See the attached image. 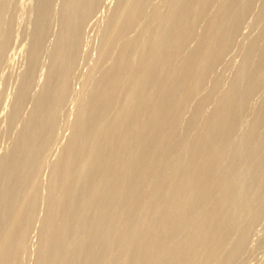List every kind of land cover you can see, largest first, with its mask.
<instances>
[{"label": "bare ground", "instance_id": "bare-ground-1", "mask_svg": "<svg viewBox=\"0 0 264 264\" xmlns=\"http://www.w3.org/2000/svg\"><path fill=\"white\" fill-rule=\"evenodd\" d=\"M14 1L1 4V71L17 42ZM56 1L29 8L28 64L6 120L21 127L0 154V264L24 263L36 221L34 264H245L264 221V0H117L106 9L99 60L42 195L83 27L108 7ZM249 16L257 33L239 42ZM236 48L240 61L225 60ZM220 67L232 71L227 81Z\"/></svg>", "mask_w": 264, "mask_h": 264}, {"label": "rangeland", "instance_id": "rangeland-1", "mask_svg": "<svg viewBox=\"0 0 264 264\" xmlns=\"http://www.w3.org/2000/svg\"><path fill=\"white\" fill-rule=\"evenodd\" d=\"M16 1H18V0H15L14 1V3H12V6H11V15L14 17V35H13V39H12V42L13 41H17V42H14V43H12L11 45H10V47H9V51L10 52H8V53H6V59H5V62H7V63H5L4 65H6L5 67L3 66L2 68H3V71H1V69H0V72L2 73V72H5V73H0V78L2 79H0V81H2V82H0V116H1V118H0V154H4V152H5V149L6 148H8V147H10L11 146V142H12V140H10V139H12L11 137H13V136H15V135H13V134H16L17 132H18V130L20 129L19 127H21V124H19L18 125V123H17V125H15L12 129H8L9 128V126H8V118H7V116L9 115L8 113H10V111H11V109H12V105H9L10 104V102H12V103H14V100H15V96H16V93H17V91H18V88H19V84H20V82H19V79H20V75L21 74H23L24 72V69L26 70V68H27V66H26V63L28 64V58H27V56H28V52L26 53V51H28L29 50V47H30V42H29V39L30 38H28L29 37V35L27 34L28 32L30 33V31H31V29H32V24H33V18H34V16H32V10H30L29 8H31V4L34 6V2L32 3V1H34V0H19L18 1V4H17V2ZM116 1L117 0H106V2H107V4H106V6L105 7H107V8H102V9H100L99 10V12H97V13H95V15H93V19L91 20H89L85 25H84V27H83V30H82V34L83 35H81V44H80V50H79V54H78V58H77V62H76V65H75V69H77V70H73V72H72V75H71V78H70V88H71V92H72V94H71V92H70V95L68 96V98H67V100H66V102H65V105L61 108V111H60V113H59V116H58V121H57V128H59L58 130H57V128H56V130H57V133H56V135L58 136V138H56L55 139V141H54V143H53V147L51 146V150H49V152L50 153H47V155H46V157H45V160H44V162H43V164H42V169H40V178H42L40 181H41V183L44 185V184H47V181L49 180V178H47V177H49V175H50V166H51V164H52V161L55 159V157L57 158V154L59 155V152L61 151L60 149L61 148H63L64 147V145L67 143V141H68V139H67V137H69V135L71 134V131H69V130H71L70 128V126L72 125V123H73V121H74V119L73 118H75V112H76V108H77V106H76V108H75V105L77 104V102H78V99L77 98H80L79 97V93H84V89H85V78L88 76V74H90V73H92V72H94L93 71V69H94V65L96 64V61H98L99 59H97V58H99V54H100V45L102 44V41H101V30L106 26L105 25V23L107 22V15H109L110 13H109V11H107V10H111L112 11V9L115 7V3H116ZM2 2V3H1ZM28 2V3H27ZM31 2V3H30ZM1 4H3V0H0V15H2L3 14V12H4V10L2 11V7H3V5H2V7H1ZM15 4V5H14ZM59 4H60V0H57L56 1V3H55V7L58 9L59 8ZM110 5V6H109ZM15 7V8H14ZM110 7H112V9L110 8ZM109 8V9H108ZM107 9V10H106ZM19 10H20V12H19ZM25 10V11H24ZM14 11V12H13ZM21 11H24L23 13L21 12ZM27 11H31V13H30V15L32 16H30L28 13H27ZM102 12V13H101ZM106 12H108V13H106ZM18 14V15H17ZM28 14V15H27ZM16 15V16H15ZM34 15V14H33ZM104 15V16H103ZM20 16V17H19ZM28 16H30V17H28ZM250 18H248L247 19V22H246V24L243 26V28H242V34L240 35V40H239V38H238V40H239V42H246L247 40H245V39H247V37H245V36H247L248 35V33L250 34V33H253L252 35L254 36L255 35V33H254V31L256 32L257 30L255 29V27L253 28L252 27V23H253V18H252V16H249ZM106 19V20H105ZM24 20V21H23ZM94 20H96V21H94ZM16 21V22H15ZM30 21L32 22V23H30ZM92 21V22H91ZM56 22V21H55ZM100 23V24H99ZM250 23V24H249ZM54 25H52V33H51V35H50V37H49V39L47 40V42H46V45H47V47L49 48V47H51L52 45H51V41H55V36H54V33H56L57 31H58V23L56 22V23H53ZM90 24V25H89ZM88 25V26H87ZM100 26L99 28H98V26ZM247 25V26H246ZM15 26H16V28H15ZM54 26V27H53ZM92 27V28H91ZM250 27H251V29H250ZM29 28H30V31H28L29 30ZM102 28V29H101ZM253 28V29H252ZM15 29H17L16 30V32H15ZM99 29V30H98ZM255 29V30H254ZM53 30H54V32H53ZM243 30H245V32L243 31ZM253 32H252V31ZM28 31V32H27ZM247 31H249V32H247ZM99 32V33H98ZM243 32H244V34H243ZM257 33V32H256ZM28 35V36H27ZM244 35V36H243ZM252 35L251 36H248V38L249 37H252ZM19 38H17V37ZM93 36V37H92ZM14 37H16L15 39H14ZM245 37V38H244ZM28 38V39H27ZM242 38H244V40L242 41L241 39ZM26 39V40H25ZM54 39V40H53ZM84 39V40H83ZM85 41V42H84ZM27 42V43H26ZM20 43V44H19ZM29 43V44H28ZM54 43V42H53ZM14 44V45H13ZM93 44V45H92ZM48 45H51V46H48ZM84 46H86V47H84ZM18 47V48H17ZM90 48V49H89ZM234 49V48H233ZM232 49V52H234V50ZM21 50V51H20ZM82 50H84V51H82ZM238 51V49L236 48L235 49V52L234 53H236L237 51ZM89 51V52H88ZM92 51V52H91ZM232 52H230L231 54H232ZM25 53V54H24ZM80 53H81V55H80ZM97 53V54H96ZM10 54V55H9ZM14 54V55H13ZM46 54H48V53H46ZM237 54V55H236ZM236 54H233L234 55V57H232L233 55H227V57H226V59L225 60H228V62H230L231 60H232V62L231 63H234L235 64V62L237 61V62H239L238 61V59H240L241 57H240V53L239 52H237ZM239 54V55H238ZM45 54H43L42 56L44 57V58H41V61L43 62L44 61V63L43 64H40V69H38V74H37V77L39 78V79H37V81H38V84L40 85V83H43L44 82V75H45V77H46V72H47V65H48V63L47 62H49V61H47V59H48V57H45L44 56ZM88 55V56H87ZM11 56V57H10ZM48 56V55H47ZM81 56V57H80ZM87 56V57H86ZM91 56V57H90ZM235 57H236V59H235ZM10 58V59H9ZM47 58V59H46ZM7 59H8V61H7ZM43 59V60H42ZM84 59V60H83ZM229 59H230V61H229ZM27 60V61H26ZM47 61V62H46ZM46 62V63H45ZM84 62V63H83ZM80 63V64H79ZM230 63V64H231ZM45 64H47V65H45ZM238 64V63H237ZM236 64V65H237ZM232 66H234L233 64H231ZM21 66V67H20ZM19 67V68H18ZM25 67V68H24ZM45 67V68H44ZM87 67V68H86ZM4 68H5V70H4ZM23 68V69H22ZM19 69V70H18ZM79 69V70H78ZM90 69L92 70V71H90ZM222 69V70H221ZM95 70V69H94ZM219 70L221 71V72H225L226 71V73H225V78H226V76L228 75V73H229V75L227 76V78H229L230 77V75H232V71H231V69L229 70V71H231V74H230V72H227V70H225V71H223L224 70V68H222V67H220L219 68ZM20 71V72H19ZM40 71V72H39ZM84 71H85V73H84ZM78 72H80V73H78ZM90 72V73H89ZM82 73V74H81ZM88 73V74H87ZM96 73V72H95ZM85 75V76H84ZM97 76H98V73L96 74ZM83 77V78H82ZM227 78H226V81H227ZM8 81V82H7ZM21 81V80H20ZM37 81H36V84H35V86H34V88H33V92L35 91H37L38 89H39V85L37 84ZM18 82H19V84H18ZM2 83V84H1ZM15 84V85H14ZM38 85V86H37ZM78 85V86H77ZM36 86H37V88H36ZM80 86V87H79ZM82 87V88H81ZM36 88V89H35ZM75 88V89H74ZM81 90H80V89ZM84 88V89H83ZM75 91H74V90ZM78 89V90H77ZM34 92V93H35ZM75 92V93H74ZM78 92V93H77ZM15 93V94H14ZM33 93V94H34ZM8 94V95H7ZM75 95V96H72V95ZM78 94V97L76 96ZM81 94V95H82ZM14 95V96H13ZM10 96V97H9ZM77 99V100H76ZM257 100V99H256ZM75 101V102H74ZM3 102V103H2ZM74 102V103H73ZM29 103H31V102H28V103H26V105H25V107H24V109H23V111L25 112H23V114H24V116L25 115H27V114H29L28 113V109H32V103H31V105L29 104ZM67 103V104H66ZM69 105V106H68ZM71 105V106H70ZM11 106V108H9ZM31 106V107H30ZM65 106H67V107H65ZM6 107V108H5ZM65 107V108H64ZM26 108V109H25ZM69 110H68V109ZM63 110V111H62ZM72 112H71V111ZM4 112V113H3ZM30 112V111H29ZM3 113V114H2ZM27 113V114H26ZM62 113V114H61ZM64 113V114H63ZM8 114V115H7ZM23 114H22V116H23ZM6 116V117H5ZM23 116V117H24ZM26 117V116H25ZM67 119V120H66ZM7 120V121H6ZM69 120V121H68ZM66 121V122H65ZM6 122H7V124H6ZM60 122V123H59ZM62 122V123H61ZM19 123H21V122H19ZM67 123H69V124H67ZM68 125V126H65V125ZM61 126V127H60ZM2 127V128H1ZM8 127V128H7ZM66 129V130H65ZM68 129V130H67ZM12 131H15L14 133H12ZM58 132H59V134H58ZM5 133H7V136H5L6 134ZM70 133V134H69ZM62 134V135H61ZM67 134H69V135H67ZM60 135V136H59ZM8 136H11V137H8ZM10 138V139H9ZM14 138V137H13ZM61 138V139H60ZM66 140V141H65ZM11 141V142H10ZM59 143V144H58ZM61 143V144H60ZM8 144H10V145H8ZM55 144H56V146H55ZM57 144L59 145V146H57ZM62 144H63V146H62ZM55 147V148H54ZM59 147V148H58ZM54 148V149H53ZM9 149V148H8ZM8 149H6V150H8ZM3 152V153H2ZM52 153V154H51ZM50 154V155H49ZM52 155V159H51V156ZM1 156V155H0ZM45 161H46V163H45ZM55 161V160H54ZM49 162V163H48ZM51 162V163H50ZM47 169H46V168ZM45 168V169H44ZM45 170V171H44ZM47 170V171H46ZM42 172V173H41ZM41 176H43V177H41ZM44 178V179H43ZM47 178V179H46ZM45 180V181H44ZM47 180V181H46ZM43 188H44V190H43ZM43 188H42V195L44 194L45 195V193H46V191H45V185L43 186ZM45 203H44V201L40 204V208H39V211H38V216H39V218H41L42 217V215H43V212H44V207H45V205H44ZM41 211H42V213H41ZM39 221V220H38ZM263 221V220H262ZM261 221V222H262ZM260 222V223H261ZM38 222L36 221L35 223H34V225H33V227H32V229H31V233L29 234V237H28V244H30V245H28V255H26L25 257H24V259H23V261H24V263L23 264H34V257H35V247H36V243H37V238H38V231H36V230H38L37 229V227L38 228H40V221H39V224H37ZM260 223L258 224V225H256V227H255V229L257 228V231L255 232V233H252V235H251V237H250V240H249V244H248V248H249V252H248V254H246L245 255V264H264V239H263V237H264V234H262V233H264V226L262 225V224H264V221H263V223L260 225ZM260 226L262 227V228H260ZM263 231V232H261V230ZM260 230V231H259ZM254 232V231H253ZM33 234V235H32ZM255 234V235H254ZM257 235V236H256ZM261 235H262V237H261ZM256 238H255V237ZM32 237V238H31ZM31 238V239H30ZM260 238V239H259ZM251 242V243H250ZM255 242V243H254ZM258 245V246H257ZM31 248V249H30ZM30 250H31V253H30ZM260 250V251H259ZM253 251V252H252ZM262 251V252H261ZM254 253H255V255H254ZM34 255V256H33ZM260 256V257H259ZM263 256V257H262ZM31 259V260H30ZM259 260V261H258ZM29 261V262H28ZM249 261V262H248ZM253 261V262H252Z\"/></svg>", "mask_w": 264, "mask_h": 264}]
</instances>
